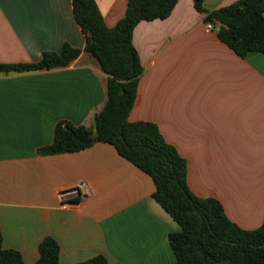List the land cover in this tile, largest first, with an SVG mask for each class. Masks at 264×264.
I'll use <instances>...</instances> for the list:
<instances>
[{
  "label": "crops",
  "instance_id": "crops-1",
  "mask_svg": "<svg viewBox=\"0 0 264 264\" xmlns=\"http://www.w3.org/2000/svg\"><path fill=\"white\" fill-rule=\"evenodd\" d=\"M237 1L204 3L217 10ZM96 2L109 28L126 14L128 0ZM218 27L207 31L193 0H178L167 19L135 28L144 73L129 120L157 124L187 161L191 191L255 230L264 222V54L237 55ZM65 43L86 47L73 0H0V65L38 63ZM107 78L85 51L65 67L0 73V229L4 248L25 264L37 263L46 238L58 242L61 264L177 261L169 235L181 228L153 198L152 178L115 147L39 153L59 122L92 126Z\"/></svg>",
  "mask_w": 264,
  "mask_h": 264
},
{
  "label": "trees",
  "instance_id": "trees-1",
  "mask_svg": "<svg viewBox=\"0 0 264 264\" xmlns=\"http://www.w3.org/2000/svg\"><path fill=\"white\" fill-rule=\"evenodd\" d=\"M178 0H128L123 19L107 27L96 0H73L75 19L86 37L84 50L65 43L59 53H45L35 64L0 65V73H21L65 67L84 51L98 60L106 80L107 101L93 116L91 127L62 121L55 128L53 143L42 156L78 153L97 143L110 144L134 166L149 175L156 186L153 198L179 225L169 235L175 264H264V222L245 230L226 215L215 198L195 195L188 184L187 161L167 143L151 122H131L144 68L133 43L135 28L142 22L165 20ZM205 23L219 25L218 37L237 55L264 54V0H239L217 10L204 0H193ZM60 246L46 238L39 245L36 264H61ZM0 264H25L16 250L5 249L0 229ZM79 264H109L97 256Z\"/></svg>",
  "mask_w": 264,
  "mask_h": 264
},
{
  "label": "built area",
  "instance_id": "built-area-1",
  "mask_svg": "<svg viewBox=\"0 0 264 264\" xmlns=\"http://www.w3.org/2000/svg\"><path fill=\"white\" fill-rule=\"evenodd\" d=\"M212 30H213V24L207 23V31H212ZM78 193H79V191L77 189H75L72 191L63 192L60 195L64 199V198H67L69 195H74V194H78ZM63 206L65 207L66 203H64Z\"/></svg>",
  "mask_w": 264,
  "mask_h": 264
}]
</instances>
